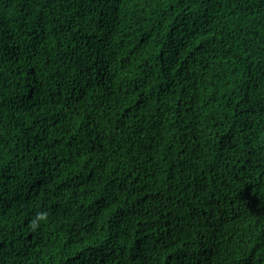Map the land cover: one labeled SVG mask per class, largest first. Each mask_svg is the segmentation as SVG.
<instances>
[{
    "label": "trees",
    "instance_id": "obj_1",
    "mask_svg": "<svg viewBox=\"0 0 264 264\" xmlns=\"http://www.w3.org/2000/svg\"><path fill=\"white\" fill-rule=\"evenodd\" d=\"M0 264H264V0H0Z\"/></svg>",
    "mask_w": 264,
    "mask_h": 264
},
{
    "label": "clouds",
    "instance_id": "obj_2",
    "mask_svg": "<svg viewBox=\"0 0 264 264\" xmlns=\"http://www.w3.org/2000/svg\"><path fill=\"white\" fill-rule=\"evenodd\" d=\"M49 219V212L47 210L37 211L29 220V227L32 231H37L43 224H46Z\"/></svg>",
    "mask_w": 264,
    "mask_h": 264
}]
</instances>
